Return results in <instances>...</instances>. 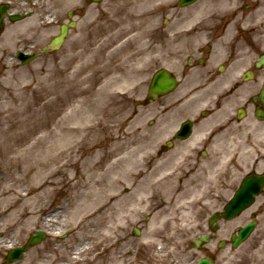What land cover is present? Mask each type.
Returning a JSON list of instances; mask_svg holds the SVG:
<instances>
[{"label": "flooded vegetation", "instance_id": "af4514ba", "mask_svg": "<svg viewBox=\"0 0 264 264\" xmlns=\"http://www.w3.org/2000/svg\"><path fill=\"white\" fill-rule=\"evenodd\" d=\"M204 1L154 0L139 18L116 8L105 19L91 0H0L1 45L10 62L16 52H93L99 66L110 56L127 86L118 92L128 99L120 139H138L132 146L144 145L152 175L175 180L177 191L231 195L245 175L264 173V0ZM63 26L62 43L49 47Z\"/></svg>", "mask_w": 264, "mask_h": 264}, {"label": "rangeland", "instance_id": "374dc122", "mask_svg": "<svg viewBox=\"0 0 264 264\" xmlns=\"http://www.w3.org/2000/svg\"><path fill=\"white\" fill-rule=\"evenodd\" d=\"M77 1L66 0V3L74 5ZM215 1L220 4L219 7H227L228 3L233 0ZM152 2L154 0H104L102 3L104 7L102 17L105 19L115 18L118 16L115 13V9L119 8L120 13H128L133 18H139L143 16V13L151 5H154ZM204 2H207V0ZM59 3H63V0H56V5H59ZM262 13L264 15V10ZM1 44L2 41L0 39V148L2 140L13 132H30L27 138L16 147V149L19 148L20 150H29L35 145L39 149L50 145L52 139L49 135L53 130L62 131L70 127H85L91 131L88 137L74 139V145L78 141L80 142L79 147L75 149L79 156H85L89 152L87 147H93V151H100L101 154L116 149L118 156L120 153L122 155L123 151L136 150L131 154L132 161L129 166H125L121 163L122 160L120 161L119 172L122 174L128 168L130 173L137 172L140 168L137 159L143 158L142 160H144L146 148L142 144L132 146V141L138 140L136 138H129L132 140L126 139L123 142L121 139L119 142L117 141L118 131L115 125L119 119H126L128 114L118 116L120 106L128 102V99L126 101L120 99L118 92L123 93L127 89V86L123 85L124 88L118 86L122 84H117L113 76L114 71L111 68H113L112 65L114 63L108 62L110 56L102 62V66H99L96 61V53L87 52L82 53V55L85 54L83 56L76 57L75 53L68 55L66 52L61 51L53 53L51 56H47V58L38 57L32 64L20 67L16 65L15 61L12 64L7 62L8 60L4 58L5 52ZM68 56H74L71 62L68 60ZM134 86L137 93L142 92V88L138 83H134L133 86L129 87L131 92V87ZM127 92L128 94L131 93L130 91ZM84 116L86 119H84ZM140 124H143L142 116L129 124L127 128L129 133L126 134L130 136L133 130H135L134 126ZM4 132L6 135H4ZM134 135L138 136L136 133ZM61 142H64V138H62ZM38 148L35 149L37 150ZM80 166L79 162H76L72 169L77 176ZM0 171H3V174L10 172L19 174V171H11L10 161L3 156H0ZM136 181L132 180V182ZM27 186L26 182L18 184L15 190L24 194ZM127 188L131 187L128 185ZM62 191L63 188L50 197L49 204L54 203L55 198H58L57 202L64 199L65 195ZM216 199L220 201L223 197L218 198L216 196ZM154 200L160 203L162 197H157ZM167 200L169 199L165 198L162 204ZM217 203L216 201V206ZM137 206L140 205H134V208L130 206L133 208V212L131 210L125 212L126 221L123 220V217L119 220V235L121 236V240L124 239V241L121 246H117V253L125 254L127 252L130 254L128 259H130L131 264H176L177 261H187L194 255L193 251L187 248L186 242L188 241L187 237L196 230L191 233L185 232L188 228H185L183 233L175 231V233L177 232V238H175V235L170 237L171 234L168 235L170 231L164 230L160 226L156 227L152 225V227L147 228L139 220H136V217L140 214L138 212L140 209ZM212 208L213 206L209 210L212 211ZM118 210L121 213L122 210L119 208ZM258 211L260 214L257 217V227L250 238L238 248L232 249L230 245L218 248L217 240L209 245L210 250H213L212 253L215 252L216 254L215 264H255L257 253L264 247V196L258 197L256 203L248 212H245L234 221L228 222L225 225L223 224L224 226L221 227L223 229L218 233L219 239L228 241V235L233 228L246 222L251 212L256 213ZM204 214L206 212L202 211L198 216L200 221L204 218ZM195 217L196 215L189 220L194 222ZM134 219L135 222L133 221ZM1 224L2 221H0ZM133 226L141 228L140 236L133 234ZM202 226L199 227L201 232L204 230V226ZM50 229V227L43 229L42 232L45 233L44 240L40 244L28 249L21 259L32 253L35 249H38L35 261L31 264H38L40 258H47L51 261L56 257L54 246L57 242L65 241L69 245H74L76 242L69 230L61 233L54 240L51 237ZM193 229L194 227L191 230ZM38 230L36 226L33 227L15 247L25 244L30 234ZM169 230L172 231V229ZM177 230L180 229L178 228ZM160 233H162L161 235H163L164 240L158 238ZM194 233L191 236H194ZM2 238L3 233L0 232V239ZM177 247L179 249H176ZM9 250L0 251V264H11L4 263V258ZM21 259L12 263H17ZM52 264H56V261L52 262Z\"/></svg>", "mask_w": 264, "mask_h": 264}, {"label": "bare ground", "instance_id": "6f19581e", "mask_svg": "<svg viewBox=\"0 0 264 264\" xmlns=\"http://www.w3.org/2000/svg\"><path fill=\"white\" fill-rule=\"evenodd\" d=\"M29 133L13 132L1 142L0 156L6 157L11 171H19V174L0 171V232L3 233L0 251L15 247L35 226L41 231L50 227L54 240L67 230L76 240L74 245L57 242L53 259L56 264H131L130 254L116 251L124 241L119 235V220L123 217L126 221L125 212L130 211L131 205L152 209L148 227L160 226L173 237L174 231H183L193 225L189 219L202 210L197 209L210 205L216 197L195 190L177 191L175 180L152 175L145 158L137 159L139 181L132 182L134 177L130 176L129 168L121 174L119 163L122 160L121 163L129 166L131 154L136 150L123 151L118 156L116 149L101 154L87 147L89 152L79 156L75 149L80 142L74 145V139L88 137L91 131L85 127L53 130L49 135L52 143L40 149L37 145L29 150L16 149ZM76 162L81 165L78 176L72 170ZM25 182L28 186L24 194L15 190L16 185ZM128 185L131 188H127ZM160 187L171 188V191L163 194ZM61 188L64 199L57 202L55 198L56 202L49 204V198ZM157 195L162 196L160 203L154 200ZM165 198L169 200L162 204ZM38 251L35 249L12 264H31ZM53 260L40 258L38 264H52ZM255 260V264H264V247Z\"/></svg>", "mask_w": 264, "mask_h": 264}, {"label": "water", "instance_id": "95a60500", "mask_svg": "<svg viewBox=\"0 0 264 264\" xmlns=\"http://www.w3.org/2000/svg\"><path fill=\"white\" fill-rule=\"evenodd\" d=\"M246 189H247V186L243 185L240 188V190L235 194V196L230 201V203L225 207L224 212L222 214V217L224 219H230V218L236 216L237 214H239V212L243 208H245L246 206H248L250 204V202L253 199V194L247 193ZM217 218H219V215L218 214H214L211 217V221H215ZM250 229H251V226L249 225L248 228H246L244 231L241 232V235L245 236ZM43 237H44V235L42 233L36 232V234L34 236L30 237V239L28 240L27 244L24 247H22V248H14L8 254L7 262L14 261V260H17L18 258H20L22 253H23V251H25L30 246L38 243ZM202 239L204 241L207 240L206 237H203ZM237 243L238 242H235L234 246H236ZM199 264H210V261L209 260H201Z\"/></svg>", "mask_w": 264, "mask_h": 264}]
</instances>
